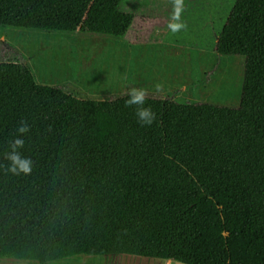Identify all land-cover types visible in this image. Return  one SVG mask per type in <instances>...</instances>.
Here are the masks:
<instances>
[{
	"label": "trees",
	"instance_id": "trees-1",
	"mask_svg": "<svg viewBox=\"0 0 264 264\" xmlns=\"http://www.w3.org/2000/svg\"><path fill=\"white\" fill-rule=\"evenodd\" d=\"M95 1L0 0V30L128 39L129 27L112 23L119 4ZM215 50L246 58L239 108L146 97L150 126L127 96L81 99L0 62V241L36 257L169 252L264 264V0L236 1ZM21 120L32 169L13 175L5 154Z\"/></svg>",
	"mask_w": 264,
	"mask_h": 264
},
{
	"label": "rangeland",
	"instance_id": "rangeland-1",
	"mask_svg": "<svg viewBox=\"0 0 264 264\" xmlns=\"http://www.w3.org/2000/svg\"><path fill=\"white\" fill-rule=\"evenodd\" d=\"M236 1L182 0L180 19L186 27L172 33L167 25L175 0H96L95 7L119 4L112 23L129 27L128 39L3 29L0 62L22 63L39 84L81 99H116L137 87L146 90L147 98L239 108L246 58L215 50ZM20 249L12 238H3L0 264L64 258L74 261L55 264H215L169 252L144 256L72 250L36 257L28 251L20 255Z\"/></svg>",
	"mask_w": 264,
	"mask_h": 264
},
{
	"label": "clouds",
	"instance_id": "clouds-1",
	"mask_svg": "<svg viewBox=\"0 0 264 264\" xmlns=\"http://www.w3.org/2000/svg\"><path fill=\"white\" fill-rule=\"evenodd\" d=\"M183 4L182 0H175L174 11L171 15V19L167 25L168 29L172 33L179 32L185 28L186 25L181 22L180 15ZM161 85L156 86V91L160 92ZM125 95L128 97L125 100V106L135 108V115L138 122L142 126H150L156 119L155 112L151 107L144 106L147 92L144 88L130 87L126 90ZM29 131V125L26 121L21 120L16 128L17 136L10 142L9 151L5 154V159L8 161V171L13 175L29 174L32 169V161L22 156L19 149L23 148L25 143V134Z\"/></svg>",
	"mask_w": 264,
	"mask_h": 264
}]
</instances>
